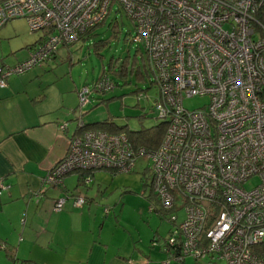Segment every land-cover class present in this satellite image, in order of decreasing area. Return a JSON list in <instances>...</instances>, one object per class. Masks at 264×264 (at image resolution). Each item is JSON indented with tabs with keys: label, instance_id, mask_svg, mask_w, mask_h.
Wrapping results in <instances>:
<instances>
[{
	"label": "built area",
	"instance_id": "2783aa9c",
	"mask_svg": "<svg viewBox=\"0 0 264 264\" xmlns=\"http://www.w3.org/2000/svg\"><path fill=\"white\" fill-rule=\"evenodd\" d=\"M263 2L0 0V26L24 17L30 30L43 31L25 58L0 67V86L9 74L40 64L60 44L76 40L115 4L132 22L131 40L144 50L158 89L156 115L166 119L153 149L131 146L124 132H72L65 153L42 182L59 186L63 175L77 168L130 171L142 157L151 171L148 195L157 202L149 208L172 224L162 264L186 256L264 264V28L254 19ZM113 85L102 72L92 89L101 92ZM86 93V88L78 91L80 104ZM195 94H207L208 101L192 109L183 106V97ZM58 128L64 131L66 123ZM254 175L259 180L245 187L243 182ZM64 201V195L55 198L53 209ZM83 202V196H73L75 205Z\"/></svg>",
	"mask_w": 264,
	"mask_h": 264
},
{
	"label": "crops",
	"instance_id": "0c3cea01",
	"mask_svg": "<svg viewBox=\"0 0 264 264\" xmlns=\"http://www.w3.org/2000/svg\"><path fill=\"white\" fill-rule=\"evenodd\" d=\"M4 24L0 34L7 32ZM38 39L26 43L25 50L11 62L24 58ZM0 65L4 66L2 59ZM35 66L44 65L10 74L0 86V180L4 185L0 189V264L14 260L34 264H162L166 259L163 244L148 246L141 240L139 244L130 230L112 222L110 211L115 206H101L86 195L81 186L93 181L94 170L80 177L76 170L68 171L59 186L42 182L45 171L65 153L77 120L86 121L62 94L56 98L53 94L50 100L52 83L41 82ZM60 122L66 123L64 131L58 128ZM62 195V206L53 209V200ZM74 195L83 196L84 202L75 205ZM120 232L129 237L121 238ZM185 258L170 264L197 262L190 257L192 261L187 263Z\"/></svg>",
	"mask_w": 264,
	"mask_h": 264
},
{
	"label": "rangeland",
	"instance_id": "374dc122",
	"mask_svg": "<svg viewBox=\"0 0 264 264\" xmlns=\"http://www.w3.org/2000/svg\"><path fill=\"white\" fill-rule=\"evenodd\" d=\"M113 20H116L118 30L114 35L110 28ZM2 27L7 31L6 34H0V59L4 61V66L14 65L17 61L11 62V59L25 50L26 43L32 42L43 32L41 29L30 30L24 17L10 19ZM133 31L132 22L124 11L112 4L102 23L76 40L60 44L54 55L47 58L49 61L46 59L40 63L44 65L42 68L34 67L39 68L37 77L41 82L52 83L50 100L53 94L55 98L62 94V98L76 110V114L82 112L81 116L86 122L110 120L127 129H137L157 122L159 118L154 108L158 96L156 84L151 81L149 72L141 69L142 76L137 77L130 69L137 62L142 68L139 54L134 51L135 42L131 40ZM98 39L102 41L95 46ZM113 65H123L126 70L122 75L115 74L111 70ZM102 72L111 76L114 85L105 91H94L92 83ZM83 88L87 89L86 101L80 104L78 91ZM207 101V94H195L183 97L182 104L192 109ZM93 170V181L86 187L81 186L86 195L95 198L101 206H115L110 211L112 222L124 228V231L130 230L139 244V240L148 246L164 244L172 224L166 216L149 208L152 201L157 205L152 195H147L151 176L149 160L137 157L130 171L111 174L105 168ZM258 180V176L254 175L246 179L243 185L248 188ZM178 214L180 218L182 212L179 210ZM120 233L117 234L123 239L128 236ZM190 261L192 259L186 256L184 262ZM196 261L195 264H224L222 260L208 258Z\"/></svg>",
	"mask_w": 264,
	"mask_h": 264
},
{
	"label": "trees",
	"instance_id": "16d2710c",
	"mask_svg": "<svg viewBox=\"0 0 264 264\" xmlns=\"http://www.w3.org/2000/svg\"><path fill=\"white\" fill-rule=\"evenodd\" d=\"M254 19H255V24H257L258 27L260 26V27L264 28V2L260 6H258L257 10L255 11ZM103 20H101L100 22L88 27L78 37H80L85 32L89 31L90 29H92L94 26L102 23ZM110 28L112 29V35L116 34V32L118 31L117 27H116V20H113L111 22ZM101 41H102L101 39H98V41L96 42L98 44H95V46L99 45L101 43ZM64 44H66V43H64ZM134 51H137V53L139 54V57H140L139 60H141V62H142L141 63L142 68H140V66L138 65V62H137L136 64H133L130 67L131 71H134V75H136L137 77L142 76V70L150 73V68L148 67L147 60H146V54H145L144 50L142 49V47L135 44V50ZM135 54L136 53L134 52L133 57L136 56ZM52 55H50V56H52ZM111 70L115 74L122 75L124 73V71L126 70V67L123 65H117V66L113 65ZM150 77H151V73H150ZM151 81H152V79H151ZM157 117L159 118V120L157 122H155L151 125L145 126V127L137 128V129H127L123 125L115 124L110 120L83 122V120L81 118H79L77 120V124H76L77 126H76L75 130L78 131V130L83 129V128H98V129H102V130H105L108 132H124V134L127 136L129 143L131 144V146H133V147L143 146V147H146L149 149H153L161 141V138L163 136V133H164V130L166 127V119L163 117H159V116H157ZM108 169L110 171H115V170L110 169V168H108ZM74 170H76V172L79 173V177H80L83 175V173H86V172L89 173L93 169H84L83 170L81 168H79V169L77 168ZM2 247H4L3 244H2ZM263 248H264V244H263ZM9 252H10V250H8V253ZM261 252L264 255V249H261Z\"/></svg>",
	"mask_w": 264,
	"mask_h": 264
}]
</instances>
